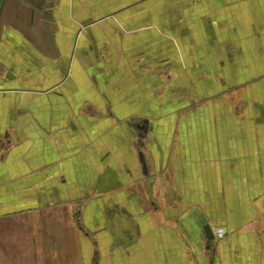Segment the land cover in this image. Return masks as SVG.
<instances>
[{
    "label": "crops",
    "instance_id": "0c3cea01",
    "mask_svg": "<svg viewBox=\"0 0 264 264\" xmlns=\"http://www.w3.org/2000/svg\"><path fill=\"white\" fill-rule=\"evenodd\" d=\"M165 4L0 0V264H264V0Z\"/></svg>",
    "mask_w": 264,
    "mask_h": 264
},
{
    "label": "rangeland",
    "instance_id": "374dc122",
    "mask_svg": "<svg viewBox=\"0 0 264 264\" xmlns=\"http://www.w3.org/2000/svg\"><path fill=\"white\" fill-rule=\"evenodd\" d=\"M178 0H167V4H165L164 8L162 7V9H157L158 11V18H159V25L153 24L151 26H146V27H137L136 29H132L131 32L132 34L136 37L139 36L138 34L141 32H151L150 33V42L149 44H153L150 49L147 47V49L145 50L147 53H151V56H154L153 59H155V56L157 54H153L156 51H164V50H168L169 51V56L171 58V60H173L174 64L176 63L177 60H179V63H182L183 57H181V50L183 49L184 46H186L187 42H185L184 36L182 35L181 31V25L177 22V19H179L181 16H184L185 13H183V9L181 7V4H176ZM186 1V0H185ZM187 5H189V3L186 2ZM190 6V5H189ZM138 10V12H143V10L140 9V6H137L136 8ZM140 10V11H139ZM187 15L184 17V19H186L185 21H189V29L192 30L195 28V20L194 19H198L199 22H202L201 20L203 15L201 14L200 16H196V18H194L192 15L193 11H198V9L196 8V6L194 7V9H186L185 10ZM141 15V14H139ZM183 19V20H184ZM162 22V23H161ZM194 22V24H193ZM163 25V26H162ZM180 29V31H179ZM125 33H129V29H123L122 30ZM178 32V34H180L179 38H182V40H180V42L176 39L178 36L176 34V32ZM137 38V37H136ZM162 39L164 42H162ZM136 43L138 42L137 40L135 41ZM160 43H164L163 45H160ZM140 48L142 49V47L140 46ZM179 55V56H177ZM103 59V63L105 65V71H104V76H105V81L113 79L112 77L115 76L114 78V82H118V75H116V73L114 74V70L111 66L112 62H107L105 60L104 57H102ZM152 59L146 58V62L145 64H149L150 65V61ZM144 62V61H142ZM153 65V68L155 69V67H158L156 64ZM92 76L94 79H96V72L93 70L91 72ZM98 76V75H97ZM113 83L109 86H111V88L106 89L105 91L107 93H113L114 92V87ZM184 91L187 93L184 94L186 96H189L190 98V102H192V93H193V89L191 86H188L186 84V87H184ZM175 90L171 89L170 91H168L169 93V97H170V102L172 101H176L177 100V93H174ZM114 95V94H113ZM112 95V96H113ZM41 107V106H40ZM191 107V106H189ZM28 107H26L27 110ZM73 113H75V111L73 110Z\"/></svg>",
    "mask_w": 264,
    "mask_h": 264
},
{
    "label": "water",
    "instance_id": "95a60500",
    "mask_svg": "<svg viewBox=\"0 0 264 264\" xmlns=\"http://www.w3.org/2000/svg\"><path fill=\"white\" fill-rule=\"evenodd\" d=\"M205 232H206V235H207V238L209 241H212L215 239V234H214L213 229L211 228L210 225L205 226Z\"/></svg>",
    "mask_w": 264,
    "mask_h": 264
},
{
    "label": "built area",
    "instance_id": "2783aa9c",
    "mask_svg": "<svg viewBox=\"0 0 264 264\" xmlns=\"http://www.w3.org/2000/svg\"><path fill=\"white\" fill-rule=\"evenodd\" d=\"M225 235H226V232H225L223 229H219V230L217 231V233H216V236H217L218 238H223V237H225Z\"/></svg>",
    "mask_w": 264,
    "mask_h": 264
}]
</instances>
